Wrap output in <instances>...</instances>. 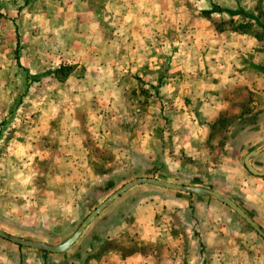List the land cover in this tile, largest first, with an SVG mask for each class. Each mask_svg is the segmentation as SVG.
I'll list each match as a JSON object with an SVG mask.
<instances>
[{
    "label": "rangeland",
    "instance_id": "rangeland-1",
    "mask_svg": "<svg viewBox=\"0 0 264 264\" xmlns=\"http://www.w3.org/2000/svg\"><path fill=\"white\" fill-rule=\"evenodd\" d=\"M77 1L79 0H0V229L17 237L52 245L59 244L68 238L95 206L131 179L150 177L189 185L192 182V180L188 181L191 175L187 174L188 172H183L179 163H192L193 165L196 162L201 164L202 161L200 169L203 171L201 174L205 180L200 182L205 184L210 182L211 186L220 190L223 177L215 174L214 170L217 167L214 166L217 161H225L224 157L229 150H225V145H229L225 143L226 139L237 135V128L240 127L243 130L244 124L251 123L254 118L247 116L238 122L220 118L212 129L213 133L217 131L219 136L208 138L204 143L206 132L197 129L198 125L201 127L205 124L204 119L193 116L192 108H188L190 105H187L183 98L180 97L178 100L173 98L170 93L171 86L167 87V92L164 94H162L163 91H156V87L151 90L153 95H156V99L160 98L159 94L163 95L164 104H162L160 112L157 101L145 99L150 89L143 87L140 77H143L144 74L139 77L120 75L124 85L119 91L107 87V93L108 91L116 94L121 93L122 89H125L123 92L127 93L117 96L116 98L122 100H117L112 105L96 96L97 87L95 84L74 86L70 79L79 77L82 80L85 79V71H81L79 68L71 69L72 77L67 81H58L53 77H48L46 75L48 71L60 64L68 65L67 61L69 62L72 57L68 54V49H82L83 41H86L82 36L83 32L81 33L78 28L79 22L76 16L78 13H75L82 11L79 4L76 3ZM212 1L215 3L219 1L227 6L230 4L232 10L237 11L239 7L234 4L238 5L243 0H176L177 5L174 0L171 2L167 0L162 6L152 3L153 13L161 10V13L169 17L176 13L177 20L181 15L183 16L181 25L183 34L179 32L181 30L179 21L174 20L175 23L177 22L178 31L175 28L171 31L174 34L177 33L178 39L184 36L181 42L178 40L181 43L178 45L185 49V54H190L191 60L197 66L194 69L195 73H201L203 69L208 68L203 64L206 61L203 59L202 49H208L212 45L210 36H205V32L204 36L199 34L200 37H198L197 33L193 36L192 28L197 26V18L204 22L205 30L213 26L216 31L223 30L224 27L232 31L236 24L245 23L243 30L246 31L241 38L242 41L264 34L260 28L261 25L264 27V6L262 4L264 0H249L254 11H245L246 18L226 15L227 18L231 17V22L223 21L222 18L213 20L211 16L201 15L202 10L210 9L214 5ZM138 8L143 13L142 2H139ZM256 17L257 19L254 20ZM236 32L240 34L241 30ZM169 36L171 35L169 34ZM261 37L264 39V35ZM251 46L254 49L256 44H251ZM173 48L175 47L171 46L167 50L165 57L168 60L171 56L169 52L171 53ZM192 66L189 63L187 67H184L187 69L186 73L189 77L193 74ZM92 73L93 71L90 72V74ZM175 74V70H170V68L161 71L163 78H171ZM34 76H39L40 81L31 83V77ZM91 79L90 75L89 80L93 81ZM108 98L112 99L110 96ZM175 101H178L180 106H177ZM133 108L140 111V116L135 124L126 122V114ZM105 109H110L113 115H117L116 121L105 122V127L108 129L120 128L123 134H128V136L115 139L114 136H111L110 142L115 145H129L131 149L140 151L139 147L143 146L144 141L140 139L139 145L138 134L140 132H135L136 126L140 125L141 131L143 127L146 128L144 131L148 134V142L150 141L152 147V159L147 161L143 155L139 156L134 165L119 166L115 164L114 166L112 164L107 168H102V165L95 167L99 174L106 173L107 169H111L112 178L110 181L113 183V188L103 190L107 180L102 183L98 182L99 184L94 186L93 182L91 185L90 182H86L89 183L86 185L89 187L86 188L88 190L77 193L80 186H83V182H70L68 173L81 168H71L61 160V155H64L62 147L66 143L59 140L56 134L42 132L43 129L63 127H79L91 132L92 127L96 128L95 125H100V123L102 126L104 125L105 120L101 116ZM121 113L125 118L120 117ZM149 113L151 129L148 125L147 114ZM74 116L78 117L77 120L82 126H78L79 124L74 122ZM48 120L51 123L50 127H45L48 125L45 121ZM260 121L264 125V116ZM228 127L230 128L227 129ZM257 128L243 140L246 142L244 147L248 150L264 140L263 132L260 131L262 134L260 135ZM199 139L206 148L209 147V152L207 149L193 151L196 148V143L200 145ZM164 151L166 156H163ZM116 156L119 159L122 158L120 155H116V152H111L114 163L118 160ZM124 158H127V155L122 159ZM164 162L168 167L163 165ZM194 166L197 167V165ZM63 172H66L65 178L67 177L69 180L64 184L57 181ZM191 177L193 178V176ZM195 180L196 178L193 181ZM144 187L148 186H135L109 204L86 227L76 242L66 250L69 251L66 253H71L75 248L85 250L88 243L84 239L91 236L94 240L96 239L93 241V245H96L97 249L101 251L113 249L120 252L121 255L132 252L143 254L151 251L157 257L158 247L141 245L138 239L134 241L135 234H133L131 226L133 209L140 203L139 201L150 195V192L141 193V197L134 194L135 191ZM255 188L260 196L258 211H253L250 208L251 201L246 198V194L243 197H235L234 200L249 212L255 221L252 220L264 230V185H255ZM240 221L241 224L247 225L242 219ZM156 223H161L160 225L163 226L164 230L161 233L166 236V243H169V253L170 249L175 251L171 238L180 234L184 237L181 253L188 257L193 254L191 244H187L186 241V236L192 234L191 230L175 212L166 213L161 220L159 215ZM246 231L253 232L252 238L264 245V240L248 225ZM195 236L197 233H194L192 237ZM0 241L8 246L12 245L3 239ZM1 249L3 247L0 245V253ZM202 249L203 247L199 246V249L197 247V251L194 253L201 255ZM170 260L171 262L168 264H173V259ZM185 264L191 263L186 262Z\"/></svg>",
    "mask_w": 264,
    "mask_h": 264
},
{
    "label": "crops",
    "instance_id": "crops-1",
    "mask_svg": "<svg viewBox=\"0 0 264 264\" xmlns=\"http://www.w3.org/2000/svg\"><path fill=\"white\" fill-rule=\"evenodd\" d=\"M171 1L169 0V2ZM139 2H142L143 13L138 8ZM166 2L167 0L77 1L76 3L79 4L82 11L81 13L78 11L75 13H78L76 15L79 22L78 28H80L81 33L83 32L82 36L86 41H83L82 49H68V54L72 57L69 62L66 61L72 69L79 68L81 71H85V79L82 80L79 77L78 79H70V81L73 82L74 86L95 84L97 87L96 96L105 103H111L112 105L117 100H122L116 98L117 96L126 92H123L125 89H122L121 93L116 94L111 91L107 93V87L119 91L124 85L123 78L120 75L127 74L139 77L144 74L143 77H140L143 81V87H149L150 89L145 99L147 101H157L160 112L161 106L164 104L162 94L167 92V87L171 86L170 93L173 98L176 100L180 97L183 98V101L190 105L188 108H192L193 116L204 119L205 124L201 127L197 126V129L206 132L207 136L204 143L208 138L212 139L219 136L217 131L213 133L212 130L218 119L225 118L238 122L247 116L254 117L255 120L253 118L251 123L244 124L243 130L240 127L237 128V135L226 139L225 143L229 145H225V150H229L224 157L225 161H217L214 166L217 167L214 170L215 174L223 177L220 190L211 186L210 182L207 184L200 182L205 180L202 178L201 173L203 171L200 169V165L203 164L202 161L201 164L196 162L193 165L192 163H179L183 172H188L187 174L193 176V178L191 176L188 178V181L192 180L193 182L189 185L201 186L227 196L253 219L251 214L244 210L234 199L235 197H243L246 194V198L251 201L250 208L253 211H258L260 196L255 185H264V178L249 174L242 164L244 155L250 151L244 147L246 142L243 140L247 138L249 133L252 134L256 127H258L257 132L260 135L263 132L264 135V125L260 121L264 116V39L258 40L251 37L242 41L241 38L244 36V32L239 34L228 30L226 27L223 30L216 31L211 26L205 30L204 22L197 18V26L192 28L193 36L195 33L198 37L201 34L204 36L205 32L207 34L205 36H210L212 45L208 49H202L203 59L206 61L203 64L208 68L203 69L201 73H195L194 69L197 66L191 60L190 54L188 52L189 56L185 54V49L178 45V43L181 44L180 42L184 36L178 39L177 33L174 34L171 31L174 28L178 31L176 25L178 21L181 29L183 16L180 14L181 16L177 20L176 13L169 17L161 13V10L157 13L152 11V3L162 6ZM174 2L177 5L176 0ZM212 3L220 8L232 10L230 4L227 6L219 1L216 3L212 1ZM262 4L264 6V3ZM234 6L243 11H254L249 0H243L238 5L235 3ZM226 15L225 13L210 14L213 20L215 18L218 20L222 18L223 21L230 20L231 17L227 18ZM174 20L177 22L175 23ZM179 32L183 34L182 29ZM173 37L175 39L172 42ZM251 44H256V47L253 49ZM171 46L175 48L171 49V53L169 52L171 56L168 60L165 55ZM72 60L74 61L70 63ZM189 63L193 65L191 77L187 75V69H184ZM168 68L175 70V76L171 78L161 77V71ZM91 71H93L92 74H90ZM90 75L93 81L89 80ZM70 77H72V70L63 81H67ZM135 80L132 81L135 82ZM153 88L156 91H163L161 95H158L160 96L159 99H156V95H153L151 91ZM109 96L112 99L108 98ZM175 104L180 106L178 101H175ZM103 111L101 117L105 120L104 125L102 126L101 123L95 125L96 128L92 127L91 132L79 127L43 129L42 132L44 134H56L59 140L66 143L62 147L64 155H61V160L71 168H81L68 173L70 182H83V186H80L81 188L77 190V193L88 190L86 188L89 187L86 185L89 183L86 182H90V185L93 182L92 185L94 186L98 185V182L111 180V169H107L106 173L99 174L96 172L95 167L102 165V168H107L112 164L114 166L115 164L130 166L134 165L139 156L143 155L147 161L152 159V147L150 141L148 142V134L144 131L146 128L143 127L142 131L140 125L135 128V132H140L138 134L139 145L140 139L144 141L143 146L139 147L140 151L131 149L129 145H115V143L110 142L111 136H114L115 139L128 136V134H123L120 128L108 129L105 127L107 122L116 121L117 115H113L110 109ZM138 116H140L139 109L133 108L132 111L126 114V122L135 124ZM120 117H123L122 113ZM147 117L151 129L150 113L147 114ZM73 118L75 119L74 122L79 124L78 126H82L80 121L77 120L78 117L74 116ZM45 122L48 124L45 127L51 124L49 120ZM263 142L264 140L261 143ZM208 148L201 142L200 145L196 143V148L193 151L208 150ZM165 151L163 156L167 155ZM111 152H116V155H120L122 158L127 155V158L119 159L116 156L118 160L114 163ZM250 163L254 168L264 170V150ZM163 165L168 167L166 162ZM194 165H197V167ZM65 175L66 172H63L57 181L63 184L69 181L67 177L65 178ZM194 178H196L195 181H193ZM147 186L134 193L139 197H141V193L146 194V192H150V195L139 201L140 203L133 209L131 226L133 227V234H135L134 241L138 239L141 245L158 247L157 257L151 251L143 254L132 252L125 255H121L120 252L113 249L101 251L97 249L96 245H93V241L96 239L87 236L84 239L88 243L85 249L87 251L82 250V248L79 250L75 248L71 253L65 251L61 254L43 255L36 250L21 249L17 245L8 246L5 243H0L3 247L0 253V264H168V262H171V258L173 264H185L186 262L191 264H264V245L252 238L254 233L251 231L248 233L246 231L247 225L241 224L239 217L228 207L206 197ZM70 195L72 194L70 193ZM168 212H175L191 230V236H186L187 244H191L193 253L189 257L181 253L184 237L180 234L171 238L175 251L173 252L170 249L171 255H169V243H166V236L161 233L164 230L163 226L160 225L161 223H156L159 215L161 220ZM194 233H197V236L193 238ZM254 241L255 244H253ZM199 246L203 247L201 255L194 253L197 251V247L199 249Z\"/></svg>",
    "mask_w": 264,
    "mask_h": 264
},
{
    "label": "water",
    "instance_id": "water-1",
    "mask_svg": "<svg viewBox=\"0 0 264 264\" xmlns=\"http://www.w3.org/2000/svg\"><path fill=\"white\" fill-rule=\"evenodd\" d=\"M264 150V142L258 145L256 148L248 151L242 159V164L245 170L255 176L264 178V170H259L251 166V160L254 159L259 153ZM139 185H150L162 189L179 191L189 195H198L213 199L233 211L240 219H242L262 240H264V230L256 224L234 201L227 196L218 193L216 191L192 185L176 184L172 182L163 181L150 177H138L131 179L109 194L103 199L97 206H95L79 223L76 229L71 235L63 242L52 245L37 240L24 239L11 234L6 233L0 229V239L8 241L17 246L25 247L36 251H44L48 254H61L68 250L76 240L81 236L86 227L114 200L119 198L129 189Z\"/></svg>",
    "mask_w": 264,
    "mask_h": 264
},
{
    "label": "trees",
    "instance_id": "trees-1",
    "mask_svg": "<svg viewBox=\"0 0 264 264\" xmlns=\"http://www.w3.org/2000/svg\"><path fill=\"white\" fill-rule=\"evenodd\" d=\"M252 10H254V7H253ZM212 13H225L228 16H231V17L232 16H238V17H240L242 19L243 18H246L245 11H243L240 8H238L237 11H233V10L224 9V8H220L218 6L213 5V6H211L210 9L202 10L201 11V15L202 16H205V17L210 16V14H212ZM256 19H257V17L254 20H256ZM229 21L231 22V19ZM243 24H245V23H238V24H236L234 26V28H232V31L233 32H236L238 30H241V32L246 31V30H243V28H245V25H243ZM260 28L263 30V33H264V27H262V25H261ZM263 35L255 36V38H257L258 40H261L262 39L261 36H263ZM71 69H72V67L69 66V65L60 64L57 67L53 68L52 70L48 71L46 73V75H48L50 77H53V78H55L58 81H63L68 76V74L71 72ZM39 78H40L39 76L31 77V83L37 82L39 80ZM111 188H113L112 181H110V180L109 181H106V183L103 186V190L106 191V190H109ZM17 247H19V248H25V247H21V246H17ZM39 252L42 253L43 255L48 254V253H46L44 251H39Z\"/></svg>",
    "mask_w": 264,
    "mask_h": 264
}]
</instances>
